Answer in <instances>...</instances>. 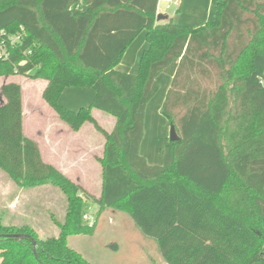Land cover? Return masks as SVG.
Segmentation results:
<instances>
[{
    "label": "trees",
    "instance_id": "trees-1",
    "mask_svg": "<svg viewBox=\"0 0 264 264\" xmlns=\"http://www.w3.org/2000/svg\"><path fill=\"white\" fill-rule=\"evenodd\" d=\"M158 5L0 0V29L21 36L6 41L0 78L45 80L42 98L60 121L74 132L90 123L104 136L98 212H126L166 264H264V0H220L216 19L198 28L158 20ZM143 31L138 73L118 70ZM161 75L171 78L163 114L180 139L169 140L162 165H150L141 144ZM70 87L92 88L93 103L63 106ZM0 101V170L22 188H57L67 202L56 236L0 220V264H88L69 245L94 230L83 222L82 187L25 135L22 86L2 85ZM94 110L116 120L111 133Z\"/></svg>",
    "mask_w": 264,
    "mask_h": 264
},
{
    "label": "rangeland",
    "instance_id": "rangeland-1",
    "mask_svg": "<svg viewBox=\"0 0 264 264\" xmlns=\"http://www.w3.org/2000/svg\"><path fill=\"white\" fill-rule=\"evenodd\" d=\"M205 2L207 1H196L197 8L193 6L191 12L185 11L188 7L185 10H179V6L161 2L158 13L167 16V19H172L175 23L183 24L180 19L188 18L192 11L201 15L206 6ZM190 9L191 7H189ZM215 19L216 14L212 21ZM141 56L133 71L132 63L128 60L129 56L119 63V68L126 70L122 72L137 74ZM39 80L43 79L13 75L0 78V87L9 82H16L22 86L23 109L26 113L24 131L29 138L32 137V134L42 131L44 136L37 140L40 142V148L46 153L50 144L56 145L58 137L66 138V135L63 132L58 133L64 129L62 128L63 124L42 98L44 84L39 83ZM159 82L160 89L146 109L145 131L141 144V155L147 159L150 165L163 164L164 151L169 143L171 128L168 119L163 114L171 78L161 75ZM94 99L95 92L92 88L70 87L64 90L60 103L70 110L77 111L82 107H89ZM97 121L107 130H111L109 122L111 118L98 114ZM89 127L92 126L87 125L80 134L84 140L91 138ZM62 160L68 164L73 161L72 158ZM83 166L89 171L92 169L91 173L94 172V175L83 178L82 181L70 180L82 187L81 195L85 210L90 214H95L97 222L93 232L72 236L69 239V245L88 264H166L154 240L144 236L126 212L113 208H105L101 213L98 212L97 201L101 195L102 175L97 177L96 168L94 170L95 164L84 163ZM85 186H88L89 189H86ZM66 208V198L59 189L50 185L22 188L0 170V220L4 224L31 225L41 238L56 236L59 231L54 220L63 221Z\"/></svg>",
    "mask_w": 264,
    "mask_h": 264
},
{
    "label": "crops",
    "instance_id": "crops-1",
    "mask_svg": "<svg viewBox=\"0 0 264 264\" xmlns=\"http://www.w3.org/2000/svg\"><path fill=\"white\" fill-rule=\"evenodd\" d=\"M196 1L198 0H179V3L176 4L175 6H179V10H185L186 7H188L185 11L191 12L193 6L197 8V5L195 4ZM206 1H207L205 2L206 6L204 7L203 5L204 7V10L202 11L203 15L202 14L200 15L196 11L195 12L192 11L191 16H189L188 18L185 17L183 19L181 17L182 19H180V22L183 23L182 25L198 28L205 25L207 22H211L214 15L216 14L215 4L216 3L218 4L220 0H206ZM189 7H191L190 10ZM205 10L206 13H204ZM146 34H147L146 31H143L129 46V48L127 49V51L123 56L122 60H124L126 56L127 57L129 56L128 60L129 62L132 63V71L135 69V66L138 63L139 57L141 56L142 52L148 47ZM117 69L120 71H126L124 68L121 67L119 68V65L117 66ZM39 83L44 84L42 86L43 87L42 92H43V90L47 85V82L45 80H39ZM23 113H24V124H25L26 113L24 109H23ZM98 114H103L104 116L111 118V121H109L111 130L110 129L107 130L98 122L104 130H106L108 133H111L115 127L116 120L110 115H107L99 110H94L93 115L96 120ZM62 124H63L62 128L64 129H61L58 133L61 132L65 133L66 138L65 137L62 138V136L58 137L59 140L56 142V145L50 144L47 147L48 150L46 151V153L40 148L41 156L44 162L54 165L57 169H59L63 174H65L71 180L82 181L83 178L94 175L93 174L94 172L91 173L92 169L89 171L83 166L84 163L95 164L94 170L96 168L97 177H99L100 174L102 175V167L97 159L102 158L104 154V147L106 143L104 136L100 134L90 123L84 124L83 127L78 132L72 131L65 123L62 122ZM89 124L92 126L89 127L90 128L89 136L91 138L84 140L80 134L84 130V128ZM43 136L44 134L42 133V131H39L37 134H32L31 139L35 140L40 147V142H38L37 139ZM64 158H72L73 161L69 162L68 164L66 163V161L62 160ZM85 187L86 189H89L88 186ZM101 190H102V183H101Z\"/></svg>",
    "mask_w": 264,
    "mask_h": 264
},
{
    "label": "built area",
    "instance_id": "built-area-1",
    "mask_svg": "<svg viewBox=\"0 0 264 264\" xmlns=\"http://www.w3.org/2000/svg\"><path fill=\"white\" fill-rule=\"evenodd\" d=\"M161 2L169 3V4H178L179 0H159V4ZM21 36L15 35V36H7L6 32L4 30L0 29V55L6 56L5 52V43L6 41L9 42L11 45H15L18 41H20ZM83 222L89 227H94L97 222V217L95 214H90L88 211H86L83 214Z\"/></svg>",
    "mask_w": 264,
    "mask_h": 264
},
{
    "label": "water",
    "instance_id": "water-1",
    "mask_svg": "<svg viewBox=\"0 0 264 264\" xmlns=\"http://www.w3.org/2000/svg\"><path fill=\"white\" fill-rule=\"evenodd\" d=\"M167 18V16H164V15H158V17H157V19L158 20H164V19H166ZM179 136H178V133H177V131H176V128H175V126L174 125H172L171 126V128H170V137H169V140L171 141V142H177V141H179ZM16 240H21V239H26V238H28L27 236H25V235H14L13 236Z\"/></svg>",
    "mask_w": 264,
    "mask_h": 264
}]
</instances>
